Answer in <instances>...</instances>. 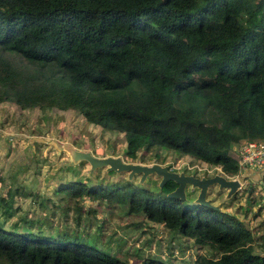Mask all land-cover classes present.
I'll return each mask as SVG.
<instances>
[{
  "label": "trees",
  "instance_id": "16d2710c",
  "mask_svg": "<svg viewBox=\"0 0 264 264\" xmlns=\"http://www.w3.org/2000/svg\"><path fill=\"white\" fill-rule=\"evenodd\" d=\"M5 100L76 109L124 133L131 159L165 147L234 175L231 145L264 138V0H0ZM90 181L54 192L118 203L218 252L191 264H264L244 219L182 205L168 196L173 180ZM46 232L0 221V264H125L90 235Z\"/></svg>",
  "mask_w": 264,
  "mask_h": 264
},
{
  "label": "rangeland",
  "instance_id": "374dc122",
  "mask_svg": "<svg viewBox=\"0 0 264 264\" xmlns=\"http://www.w3.org/2000/svg\"><path fill=\"white\" fill-rule=\"evenodd\" d=\"M237 143L231 145L232 155ZM125 146L124 133L91 123L76 109L20 107L13 101H1L0 221L6 227L16 223L22 229L30 227L46 233L66 231L90 235L98 245L117 253L125 264H143L147 256L163 259L166 264H191L199 255L217 256L218 252L209 245L199 246L192 238L177 235L163 223L148 220L141 213H126L118 203L87 196L61 198V194L54 192L60 183L72 177L89 178L93 183L128 178L126 171L106 167L91 171L85 160L72 162L69 148L89 150L97 156L119 155L129 162H159L174 171L197 176L225 174L219 165H209L165 147L148 152L140 150L131 159L124 154ZM129 179L136 183L145 181L154 187L160 176L150 173L140 181V174H134ZM261 187L256 181L248 180L230 197H225L226 189H218L217 185L206 193L212 203L219 205L218 214L231 211L253 228L255 239L263 245L257 246L258 251L264 250ZM197 193V188L187 186L186 197L180 202L190 205ZM75 205L80 206L79 211Z\"/></svg>",
  "mask_w": 264,
  "mask_h": 264
},
{
  "label": "water",
  "instance_id": "95a60500",
  "mask_svg": "<svg viewBox=\"0 0 264 264\" xmlns=\"http://www.w3.org/2000/svg\"><path fill=\"white\" fill-rule=\"evenodd\" d=\"M69 150L72 162L85 160L89 163L91 171L98 167H106L107 170L117 172L126 171L128 178H131L134 174H140V181L148 174L156 173L160 176V187L168 180H173L177 185L168 192L169 197L184 199L186 197L187 186L197 188L198 193L194 198V203L213 209H219V205L212 203L206 197L208 188L214 185H217L218 189L225 188L227 189L226 197H230L240 187V181L237 177L230 178L221 173L197 176L184 171H174L169 166L162 165L159 162L149 164L129 162L125 161L119 155L114 156L109 154L106 156H97L89 150L76 148H69Z\"/></svg>",
  "mask_w": 264,
  "mask_h": 264
},
{
  "label": "built area",
  "instance_id": "2783aa9c",
  "mask_svg": "<svg viewBox=\"0 0 264 264\" xmlns=\"http://www.w3.org/2000/svg\"><path fill=\"white\" fill-rule=\"evenodd\" d=\"M238 164V172L234 175H228L227 177H237L240 184L241 178L246 169H264V139H245L241 140L234 147V153L232 155ZM221 167V166H220ZM225 175V174H224ZM261 185V190L264 193V178H260L257 182V186Z\"/></svg>",
  "mask_w": 264,
  "mask_h": 264
},
{
  "label": "crops",
  "instance_id": "0c3cea01",
  "mask_svg": "<svg viewBox=\"0 0 264 264\" xmlns=\"http://www.w3.org/2000/svg\"><path fill=\"white\" fill-rule=\"evenodd\" d=\"M244 172H247V173L242 176L243 178L241 179L242 182L244 181L248 182V180H251V181H256V185H257V182L260 180V178L262 177L264 178V169H246ZM226 192H227V189H226Z\"/></svg>",
  "mask_w": 264,
  "mask_h": 264
}]
</instances>
